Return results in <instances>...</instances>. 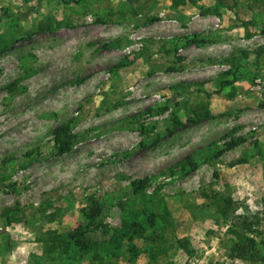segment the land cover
<instances>
[{
  "label": "rangeland",
  "instance_id": "rangeland-1",
  "mask_svg": "<svg viewBox=\"0 0 264 264\" xmlns=\"http://www.w3.org/2000/svg\"><path fill=\"white\" fill-rule=\"evenodd\" d=\"M0 16V264H264V0Z\"/></svg>",
  "mask_w": 264,
  "mask_h": 264
},
{
  "label": "trees",
  "instance_id": "trees-1",
  "mask_svg": "<svg viewBox=\"0 0 264 264\" xmlns=\"http://www.w3.org/2000/svg\"><path fill=\"white\" fill-rule=\"evenodd\" d=\"M3 16L7 17V14H3ZM0 18H1V16H0ZM198 39L199 38L197 35L193 36V41H196ZM186 40H189V38H186ZM227 83H229V82H227ZM52 135H53V142H54L55 151H56L57 155L65 154L71 150L72 145H73L71 139L74 138L75 136L71 135L69 133V128L67 125H65V124L60 125L58 128L53 130ZM236 145H237L236 141H231V142L226 144V148L231 149ZM263 211H264V209H263ZM263 216H264V212H263ZM258 220H259L258 218H253V222H251V221L245 222L246 223L245 228L249 229L251 227L252 223L257 222ZM248 244L250 246H254V241L249 240ZM79 246L82 249H87L89 247V244L87 241H82V242L79 241ZM246 248H248V246H245L243 249L245 250Z\"/></svg>",
  "mask_w": 264,
  "mask_h": 264
},
{
  "label": "bare ground",
  "instance_id": "bare-ground-1",
  "mask_svg": "<svg viewBox=\"0 0 264 264\" xmlns=\"http://www.w3.org/2000/svg\"><path fill=\"white\" fill-rule=\"evenodd\" d=\"M47 67H48V66H47ZM23 100H24V99H23ZM28 100H29V98L26 99V101H28ZM44 115H45V114H44ZM26 117H27V116H26ZM33 122H34V121H33ZM14 123H15V122H14Z\"/></svg>",
  "mask_w": 264,
  "mask_h": 264
}]
</instances>
